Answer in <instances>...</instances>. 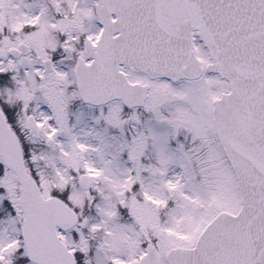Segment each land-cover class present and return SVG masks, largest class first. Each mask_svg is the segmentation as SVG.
<instances>
[{
  "label": "snow or ice",
  "instance_id": "snow-or-ice-1",
  "mask_svg": "<svg viewBox=\"0 0 264 264\" xmlns=\"http://www.w3.org/2000/svg\"><path fill=\"white\" fill-rule=\"evenodd\" d=\"M0 264H264V0H0Z\"/></svg>",
  "mask_w": 264,
  "mask_h": 264
}]
</instances>
